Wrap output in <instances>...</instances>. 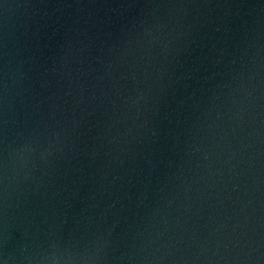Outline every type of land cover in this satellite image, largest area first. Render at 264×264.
<instances>
[{"label": "water", "instance_id": "water-1", "mask_svg": "<svg viewBox=\"0 0 264 264\" xmlns=\"http://www.w3.org/2000/svg\"><path fill=\"white\" fill-rule=\"evenodd\" d=\"M0 264H264L217 0H0Z\"/></svg>", "mask_w": 264, "mask_h": 264}]
</instances>
